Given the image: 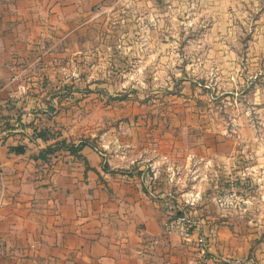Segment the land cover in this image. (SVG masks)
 Wrapping results in <instances>:
<instances>
[{
	"label": "crops",
	"instance_id": "1",
	"mask_svg": "<svg viewBox=\"0 0 264 264\" xmlns=\"http://www.w3.org/2000/svg\"><path fill=\"white\" fill-rule=\"evenodd\" d=\"M159 1L0 0V264H251V238L215 202L226 188L255 187L264 217V145L238 149L223 139L235 145L228 148L219 137L214 147H179L166 133L155 146L114 153L85 146L34 160L71 142L53 135L36 50L104 13L164 21ZM206 2L217 11L237 0ZM16 146L25 153L12 152ZM170 196L196 197L185 213L202 223L205 253L164 233Z\"/></svg>",
	"mask_w": 264,
	"mask_h": 264
},
{
	"label": "rangeland",
	"instance_id": "2",
	"mask_svg": "<svg viewBox=\"0 0 264 264\" xmlns=\"http://www.w3.org/2000/svg\"><path fill=\"white\" fill-rule=\"evenodd\" d=\"M158 4L164 21L104 13L36 50L53 135L109 153L155 146L166 133L179 147H214L219 137L238 149L264 145V0L217 11L206 0ZM243 189L226 188L218 197H234L215 206L251 238L248 262L264 264L261 203L255 187Z\"/></svg>",
	"mask_w": 264,
	"mask_h": 264
},
{
	"label": "built area",
	"instance_id": "3",
	"mask_svg": "<svg viewBox=\"0 0 264 264\" xmlns=\"http://www.w3.org/2000/svg\"><path fill=\"white\" fill-rule=\"evenodd\" d=\"M232 197H234L233 193H227L218 197V200L229 202ZM195 201L196 197H191L189 201L180 203L174 196H170L167 201L168 214L163 228L165 234L177 235L187 246L195 243L201 248V252L205 253L208 249V236L202 232V223L196 222L185 213L188 206H195Z\"/></svg>",
	"mask_w": 264,
	"mask_h": 264
},
{
	"label": "trees",
	"instance_id": "4",
	"mask_svg": "<svg viewBox=\"0 0 264 264\" xmlns=\"http://www.w3.org/2000/svg\"><path fill=\"white\" fill-rule=\"evenodd\" d=\"M38 137L42 138L43 140H48L49 135L46 130H41L40 132L37 133ZM85 145L81 144L79 146H67L66 142H60L59 144L49 146L46 149L42 150L39 152L38 155L34 156V160L38 161H44L48 162L53 155H55L57 152L61 151L62 149L66 151H70L73 154H77ZM12 152H15L16 154H24L25 153V148L24 146H16L11 148Z\"/></svg>",
	"mask_w": 264,
	"mask_h": 264
}]
</instances>
